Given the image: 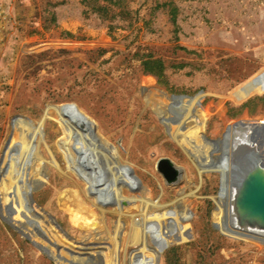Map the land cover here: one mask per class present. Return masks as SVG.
I'll return each instance as SVG.
<instances>
[{"label":"rangeland","instance_id":"obj_1","mask_svg":"<svg viewBox=\"0 0 264 264\" xmlns=\"http://www.w3.org/2000/svg\"><path fill=\"white\" fill-rule=\"evenodd\" d=\"M249 152L264 0H0V264H264Z\"/></svg>","mask_w":264,"mask_h":264},{"label":"water","instance_id":"obj_2","mask_svg":"<svg viewBox=\"0 0 264 264\" xmlns=\"http://www.w3.org/2000/svg\"><path fill=\"white\" fill-rule=\"evenodd\" d=\"M253 152H249V154L252 153L255 157L256 152ZM254 157V162L252 163L254 164V169H252L253 172H251L254 174V179L256 178V184L252 179L251 172H248L249 175L244 173L245 177L240 187L238 188L239 192L236 198V205L239 209L238 211L243 210V213L241 212L242 221L249 227L262 232L264 235V162L262 159L259 160V158ZM166 165L167 169L170 168L171 172L173 173L168 177H170V179H173L175 176V171L167 162H162L161 170L165 171ZM254 170L256 171L255 173Z\"/></svg>","mask_w":264,"mask_h":264},{"label":"bare ground","instance_id":"obj_3","mask_svg":"<svg viewBox=\"0 0 264 264\" xmlns=\"http://www.w3.org/2000/svg\"><path fill=\"white\" fill-rule=\"evenodd\" d=\"M254 157V156H253ZM253 157L252 158H250V160L246 163V166H247V168H246V172H247V174H248V172L250 173L251 171H252V169H254V164H252L254 161V159H253ZM255 157H257V155H255ZM254 157V158H255ZM258 158V157H257ZM253 172V171H252ZM251 172V173H252ZM256 171L254 170V173H255ZM249 175V174H248ZM253 173H252V179L255 181V183H256V178L254 179V177H253ZM258 182V181H257ZM239 209L237 208L236 210H235V215L237 216L236 217V219H232V223L234 224L235 223V225L236 226H234V227H239V229H241V230H243V231H251V232H255V233H258V232H256V231H254V230H252L246 223H244L243 221H242V219H241V217H242V213H243V210H240V211H238ZM238 212V213H237ZM242 212V213H241ZM233 214H234V210H233ZM258 234H260V233H258ZM154 259H155V262H156V264H161V260L160 261H158L154 256H152ZM152 257H150V258H152Z\"/></svg>","mask_w":264,"mask_h":264},{"label":"built area","instance_id":"obj_4","mask_svg":"<svg viewBox=\"0 0 264 264\" xmlns=\"http://www.w3.org/2000/svg\"><path fill=\"white\" fill-rule=\"evenodd\" d=\"M132 264H156L155 259L152 257H143L138 254H135L133 259L131 260Z\"/></svg>","mask_w":264,"mask_h":264}]
</instances>
